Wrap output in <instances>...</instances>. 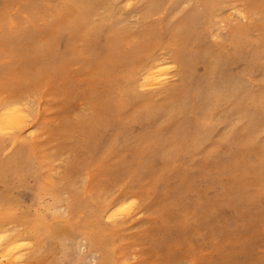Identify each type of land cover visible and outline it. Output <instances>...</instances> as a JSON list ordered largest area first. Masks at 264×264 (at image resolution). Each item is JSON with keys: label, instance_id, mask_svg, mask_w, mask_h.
<instances>
[{"label": "rangeland", "instance_id": "374dc122", "mask_svg": "<svg viewBox=\"0 0 264 264\" xmlns=\"http://www.w3.org/2000/svg\"><path fill=\"white\" fill-rule=\"evenodd\" d=\"M0 101L30 118L0 135L1 220L60 218L23 264H264V0H0Z\"/></svg>", "mask_w": 264, "mask_h": 264}, {"label": "bare ground", "instance_id": "6f19581e", "mask_svg": "<svg viewBox=\"0 0 264 264\" xmlns=\"http://www.w3.org/2000/svg\"><path fill=\"white\" fill-rule=\"evenodd\" d=\"M202 1H204V4L208 10V17L210 19V16H212V11H213L214 7L216 6L218 0H202ZM222 5L223 4H220V6H222ZM220 9H222V7ZM220 12H221V10H220ZM217 14H219V13L217 12ZM208 26H210V25H208ZM233 35H234V37L237 38V41L240 44L241 41L243 40V37H244L243 33L240 30H238V31H233ZM232 43H234V42H232ZM259 52H260V50L258 51V53ZM199 57L202 58L201 55ZM219 58H221V57H219ZM180 63H181V61H180ZM229 64H230V60L227 61L225 65H223V64L219 65L216 63L215 58H213V59L210 58L209 62H207V67H206L207 77L205 78V80L208 78V76H210L208 78L209 82H210L211 78L217 77L220 79V77L222 76V74L224 72V66L225 67L229 66ZM167 65L168 64H166L164 61L156 59V58L147 60L146 64L142 67V75H141V79H140L141 80V86L143 88H149V87H152L154 85L157 86V85L163 84L166 81V79L163 76H165V70H166L165 66H167ZM191 73L192 72H190V74ZM190 77H192V76H190ZM239 85H240V82H238L237 80H234V81L232 80V86L228 82V88H227L226 92L228 94H230V92H234V93L238 92L240 90ZM216 91L217 92L219 91L218 87L216 88ZM207 95H209V94H207ZM28 108L29 107L27 105H24L21 102L0 101V135H4L6 133H9L10 131L14 132V130H21L25 126H27L28 119H30ZM31 121H29V122H31ZM17 141H18V138L16 139L15 142H17ZM11 145L13 146V145H15V143L11 142ZM4 188H6V187H4ZM39 190H41L43 193H46L47 195H50L52 197L53 204H58L59 202L61 203L63 201V200H61V198H59L57 196L55 186L53 184L51 186L49 183H46V184L41 183V184H39ZM65 201H67V200L65 199ZM124 202L125 201H123V200H121V201L117 200L115 203H112L110 205L105 206V208H104L105 214L106 215L109 214L107 217L110 219V218H114L115 216L119 215V207L125 206ZM42 206H43V208H45V211H48L52 214V219L50 221H47L46 217L44 215L39 216L38 223H36L37 228H28L26 223H23L22 224L23 230L19 231L17 229L20 226L14 225L15 227L11 228V226L9 227L8 224L5 221L1 220V218H0V264H23L22 262L25 259V255H24L23 250L26 246L24 245V241L21 242L20 234L22 232L23 233H30L31 232L34 236H36L35 238H37V236L39 235V232H41V230H43L45 235L50 239H55L58 237L59 231H58V227L56 225L59 224L60 218H59L57 210H56L57 208L56 207L52 208L51 206L45 207L44 205H42ZM133 206H135L133 203L129 204L130 208H133ZM0 217H2V215H0ZM39 225L42 227V229L39 227ZM40 236H41V233H40ZM85 236L89 240V243H91L92 241H90L89 236L87 234H85ZM27 248H28V250H30L32 248V244L28 245ZM98 261H99V264H104L103 256H100Z\"/></svg>", "mask_w": 264, "mask_h": 264}]
</instances>
